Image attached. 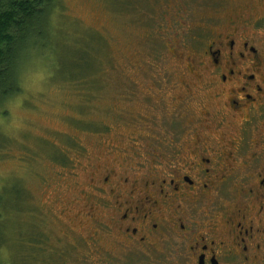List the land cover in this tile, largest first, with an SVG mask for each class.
<instances>
[{
	"label": "rangeland",
	"instance_id": "obj_1",
	"mask_svg": "<svg viewBox=\"0 0 264 264\" xmlns=\"http://www.w3.org/2000/svg\"><path fill=\"white\" fill-rule=\"evenodd\" d=\"M212 1L58 0L44 51H29L20 90L0 101L1 261L91 264L90 179L177 133L170 121L182 118L166 104L186 73L181 56L199 50L203 17L222 21L246 0ZM41 66L51 75L34 92L25 84ZM16 119L24 127L10 130Z\"/></svg>",
	"mask_w": 264,
	"mask_h": 264
},
{
	"label": "flooded vegetation",
	"instance_id": "obj_2",
	"mask_svg": "<svg viewBox=\"0 0 264 264\" xmlns=\"http://www.w3.org/2000/svg\"><path fill=\"white\" fill-rule=\"evenodd\" d=\"M237 6L181 56L177 133L91 177V264H264V0Z\"/></svg>",
	"mask_w": 264,
	"mask_h": 264
},
{
	"label": "trees",
	"instance_id": "obj_3",
	"mask_svg": "<svg viewBox=\"0 0 264 264\" xmlns=\"http://www.w3.org/2000/svg\"><path fill=\"white\" fill-rule=\"evenodd\" d=\"M58 0H0V101L20 90L18 71L32 48L44 51ZM104 48V42L101 41ZM97 80V75L94 76ZM2 229L0 227V238ZM0 264H5L0 260Z\"/></svg>",
	"mask_w": 264,
	"mask_h": 264
},
{
	"label": "clouds",
	"instance_id": "obj_4",
	"mask_svg": "<svg viewBox=\"0 0 264 264\" xmlns=\"http://www.w3.org/2000/svg\"><path fill=\"white\" fill-rule=\"evenodd\" d=\"M51 73L47 71L46 68L44 67H37L34 71L30 73L28 76V80L25 84V87L34 91V92H43L45 91L44 88V82L49 78ZM22 99V98H21ZM21 99H18L15 102V106L18 107L21 103ZM2 122V121H0ZM24 127L23 123L16 119L11 122V124L8 126L10 130H20ZM4 258L7 259L8 257V252L6 249L2 250Z\"/></svg>",
	"mask_w": 264,
	"mask_h": 264
}]
</instances>
